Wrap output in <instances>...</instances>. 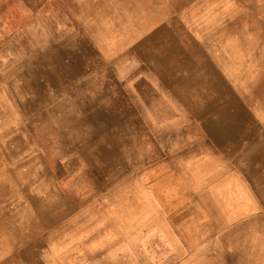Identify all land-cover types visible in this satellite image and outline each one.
<instances>
[{"label":"rangeland","instance_id":"1","mask_svg":"<svg viewBox=\"0 0 264 264\" xmlns=\"http://www.w3.org/2000/svg\"><path fill=\"white\" fill-rule=\"evenodd\" d=\"M0 264H264V0H0Z\"/></svg>","mask_w":264,"mask_h":264}]
</instances>
